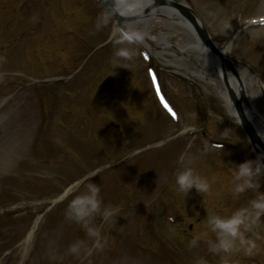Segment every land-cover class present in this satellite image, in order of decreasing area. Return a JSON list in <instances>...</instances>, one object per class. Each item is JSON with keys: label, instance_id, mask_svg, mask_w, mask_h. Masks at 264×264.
Here are the masks:
<instances>
[{"label": "rangeland", "instance_id": "374dc122", "mask_svg": "<svg viewBox=\"0 0 264 264\" xmlns=\"http://www.w3.org/2000/svg\"><path fill=\"white\" fill-rule=\"evenodd\" d=\"M46 1L47 19L39 17L40 0H0V264L81 263V252H86V244L92 243L85 241L86 235L81 236L88 225L69 221L70 229L72 222L73 230L79 228L80 231L72 237L64 224L66 205L75 192L63 202L54 199L76 179L89 182L86 174L93 167L112 165L128 152L173 134L169 119L161 112L154 92H150L151 86L147 85L148 69L152 66L160 73L161 89L179 107L185 122L192 124L183 123V126L204 127L194 138L167 142L163 148L166 152L153 155V162L146 164L147 172L143 173L157 188L162 185L160 191L169 199L165 202L168 212L176 216L178 220L174 223H178L168 226L161 218V205L151 202L148 205L145 197L154 189L139 190L136 175L131 174L134 178L130 181V173L124 172L117 175L116 180L120 182L110 180L117 169L153 153L144 150L130 156L122 166L100 170L90 177L100 188L102 206L115 207L117 214L107 221L99 214L89 219L92 223L89 227L95 228L93 222H96L103 239L101 244L105 242L103 251L95 249L92 260L82 264H184L198 258L202 264H221L219 256L210 253L207 243L201 241L212 239L213 233L205 227L207 215L227 216L234 209L246 206L254 195L252 190L238 195L232 192L233 163L253 157L251 145L236 118L216 90L200 76L202 69L185 60L180 50L168 46L169 51L164 56L167 62H162L133 49V59L121 61L129 68L115 67V48L127 47L125 43H116L119 35L114 42L90 56L107 29L105 24L96 27L102 13L93 12L86 2L81 7L79 0ZM187 2L206 25L214 42L219 47H227L229 55L248 64L264 83V24L260 20L264 18V0ZM71 27L90 42L74 50L69 38L62 36ZM237 31L240 32L233 39ZM22 51H25L23 57ZM144 55L150 56V60H144ZM76 67L81 70L73 73ZM239 68L245 71L246 67L239 64ZM12 69L24 70L37 81L10 76ZM237 71L239 74V69ZM84 73L92 75L88 87L106 88L102 92L106 101H88ZM127 73L132 81L130 86L122 80ZM177 74L184 79L176 77ZM88 102L92 104L87 105ZM120 103L121 108L118 107ZM34 106H42L45 110L43 124L34 121L37 117ZM100 109H107L112 119L124 120L130 145L120 144L116 154H104L96 159L97 152H92L91 145L100 146L101 141H90V145L81 131L73 133L70 128H76L71 127L72 119L100 115ZM41 130L46 131L43 144L37 139ZM91 134L101 139L100 134ZM204 134L214 141L229 142V149H226L228 146L213 149ZM61 145L68 146L65 153L50 154ZM43 146L45 156H42ZM181 153L194 157V171L209 180V191L203 196L195 189L187 194L176 190L173 180ZM71 163L76 164L72 167ZM169 180L173 181L172 186L166 184ZM258 182V190L264 191V175L258 177ZM165 188L167 191L163 192ZM154 195L157 197L158 191ZM261 220L264 221V217ZM28 229L33 230L29 240L24 242ZM254 231L260 237L256 240L257 248L246 256L247 261L241 259L242 252L233 254L230 264H264V223ZM200 234L202 238L195 246H190L192 237ZM77 241L81 250L78 254L70 253L69 245Z\"/></svg>", "mask_w": 264, "mask_h": 264}, {"label": "clouds", "instance_id": "9594fccd", "mask_svg": "<svg viewBox=\"0 0 264 264\" xmlns=\"http://www.w3.org/2000/svg\"><path fill=\"white\" fill-rule=\"evenodd\" d=\"M120 10V5L117 4L116 9ZM121 14H125L121 12ZM108 23V16L100 14L96 21V27L99 28ZM145 38V33L142 30L132 28H122L119 31V39L117 44H139ZM135 55V52L127 47H116L113 56L117 66L129 68L124 62H130ZM239 123V121H236ZM194 157H186L181 153L177 157L178 170L175 172L174 183L176 190L179 192L189 193L195 189L197 193L206 194L209 191V180L194 171L192 166ZM234 169L231 171V183L233 194H241L247 190H252L254 195L248 200L244 207L234 209L229 215L222 216L219 214L207 215L205 227L208 231L214 234V240H207L208 251L219 256L221 264H230L231 257L236 253H243L248 256L257 248L256 240L259 233L254 229L260 226L264 221V191L260 189L258 177L264 175V159L257 157L256 159H246L239 163H233ZM99 169L89 174V182L77 181L72 190H65L64 196L71 195L68 201L64 216L69 221L87 224L89 219L96 214H99L105 221L114 214L116 209L102 206L99 193L100 188L97 183H93L90 177L97 174ZM215 180V177L212 178ZM83 185L81 188L80 185ZM61 198H64L63 196ZM171 219V217H170ZM86 236L92 241V248L100 249V233L93 227L86 229ZM255 237V238H254ZM202 238V234L194 235L190 241V246H195L197 241ZM80 242L72 243L68 247V251L73 254H78L80 251ZM90 252L91 249H85ZM195 264H202L201 259H197Z\"/></svg>", "mask_w": 264, "mask_h": 264}, {"label": "bare ground", "instance_id": "6f19581e", "mask_svg": "<svg viewBox=\"0 0 264 264\" xmlns=\"http://www.w3.org/2000/svg\"><path fill=\"white\" fill-rule=\"evenodd\" d=\"M134 1L136 3L135 5ZM147 1L148 0H117L120 4H125L126 8L124 7L123 11L120 10L124 12L125 15L131 14L136 8L137 10L141 9L146 5ZM120 8L122 9V7ZM180 22L184 24L180 25ZM124 24L130 26L132 29L142 30L145 33L144 39L146 40H143V45L148 52L154 55L159 61L167 62L164 56L165 53L169 51L168 46L180 50V52L184 54L185 60L188 59L190 64H194L202 69L200 76L216 90L222 98L227 110L235 116L232 102L227 98L226 88L221 77L217 73L214 74L212 72L213 67H210L212 64L218 67L217 62L209 60L210 63H208L207 60V62L204 61L203 57L205 56L201 52L196 36L191 30L190 23L186 19L178 14L172 13L169 9L159 8L152 17L125 20ZM239 72L240 79L243 81L242 88L245 98L243 99L241 97L239 83L235 77H228L229 86L234 90L237 99H240V97L242 98L240 100L243 110L247 118L251 120L264 144V83L246 68L245 71L239 68ZM253 113H255L254 116Z\"/></svg>", "mask_w": 264, "mask_h": 264}, {"label": "water", "instance_id": "95a60500", "mask_svg": "<svg viewBox=\"0 0 264 264\" xmlns=\"http://www.w3.org/2000/svg\"><path fill=\"white\" fill-rule=\"evenodd\" d=\"M103 2L106 4V6L110 9V11L114 14V17L118 20V22L122 25V20L124 19L123 16L119 15L114 7V1L113 0H103ZM162 4H167L173 8H175L179 13H181L187 20L191 23L193 26L194 30L196 31V34L198 38L202 41L204 46L206 47L207 51H211L215 53L220 61L221 64V70L223 72V80L228 88L229 91V96L231 101L233 102L235 111L237 113L238 119L247 133L249 140L257 154L258 157L261 159H264V145L259 138L257 132L253 128L251 122L248 120L242 104L241 100L244 95L241 91V97L240 99H237L234 91L232 88L229 86V81L226 76V70H230L232 73H235V68L233 66L232 60L229 59L228 57L224 56L219 49L214 45L213 41L209 37V34L207 33L205 27L203 26L202 22L199 20L198 16L196 13L189 8L188 6L181 4V3H176L173 1H168V0H156L155 3H153L151 6H149L146 10H144L140 15H145L150 9L156 7L157 5H162Z\"/></svg>", "mask_w": 264, "mask_h": 264}, {"label": "snow or ice", "instance_id": "6c2138e0", "mask_svg": "<svg viewBox=\"0 0 264 264\" xmlns=\"http://www.w3.org/2000/svg\"><path fill=\"white\" fill-rule=\"evenodd\" d=\"M165 107H168L167 105H165ZM169 111H171V109H169ZM173 115H175L174 113H173Z\"/></svg>", "mask_w": 264, "mask_h": 264}]
</instances>
